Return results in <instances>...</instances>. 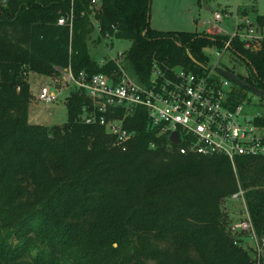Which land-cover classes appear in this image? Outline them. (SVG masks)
<instances>
[{"label":"trees","instance_id":"1","mask_svg":"<svg viewBox=\"0 0 264 264\" xmlns=\"http://www.w3.org/2000/svg\"><path fill=\"white\" fill-rule=\"evenodd\" d=\"M149 10L150 0H0V264H264V247L257 261L242 235L228 230L222 209L225 196L243 189L264 238V155L232 163L222 154L181 153L141 105L123 118L130 136L122 149L103 125L82 119L91 100L76 86L62 124L29 121L30 72L116 76L115 59L93 58L89 40L129 39L119 63L146 83L154 59L163 70L205 73L207 50L230 38L153 28ZM237 13L264 29V15ZM226 51L248 74L220 59L217 66L264 95V38L252 49L233 36ZM231 81V103L250 102L249 89ZM107 116L120 118L123 108ZM256 122L264 125V114Z\"/></svg>","mask_w":264,"mask_h":264},{"label":"built area","instance_id":"2","mask_svg":"<svg viewBox=\"0 0 264 264\" xmlns=\"http://www.w3.org/2000/svg\"><path fill=\"white\" fill-rule=\"evenodd\" d=\"M99 1L91 0V5L97 6ZM229 15V12L213 11L206 31L228 33L230 38L239 36L246 47L258 49L264 38V29H260L249 15L236 13L233 30L227 32L220 23ZM71 18L70 14L67 21L70 26ZM57 22L63 24L66 19L61 16ZM229 40L216 50V61L203 74L180 66L163 70L159 61L154 59L148 81L141 83L120 65L118 58H114L118 64L114 78L102 73L87 78L83 72L74 77L69 68L64 69V73L74 80L76 87L83 88L91 100L90 108H83L82 119L103 125L122 149L130 136L123 118L134 106L141 105L146 108L151 126L158 127L159 133H178L179 152L222 154L233 163L237 156L264 155V125L256 122L258 114L248 113L244 102L231 103L232 81L217 71V60L226 52ZM56 85L58 83L54 82L55 90L47 84L42 85L36 93L37 100L47 105L54 103L60 92V86ZM118 106L123 108V116L108 117L107 112ZM243 193V189H239L232 197L241 198L245 204ZM245 209V216L234 223L238 232L233 234L247 233L253 248L252 256L259 261L264 238L255 233Z\"/></svg>","mask_w":264,"mask_h":264},{"label":"rangeland","instance_id":"3","mask_svg":"<svg viewBox=\"0 0 264 264\" xmlns=\"http://www.w3.org/2000/svg\"><path fill=\"white\" fill-rule=\"evenodd\" d=\"M241 9H246L252 16L253 13L264 15V0H150L149 21L151 27L159 30L206 31L205 27H208L209 21L213 18V11L218 10L222 13L226 11L230 15L226 16L220 25L227 32H232L234 16ZM97 31L98 26L96 25L95 32L92 34L93 37L96 36ZM208 33H217V30ZM111 41L109 38L96 43L89 40L88 46L91 56L98 61L108 58H118L122 61L123 56L119 52L124 54L130 47L131 41L129 39H113ZM216 50H207L212 63L217 58ZM220 61L224 62L226 66L234 67L236 72L244 75L248 74V68L245 64L227 51L220 58ZM121 64L125 67L123 63ZM129 73L132 74V71L129 70ZM28 81L33 95L30 106L32 112L36 114L35 116L32 114L33 117L30 122L62 124L66 120L65 97L75 87L74 80L70 76H66L63 70L60 74L54 76L30 72ZM54 82L60 86L58 88L60 92L58 99L55 101L58 103V107L51 113L47 107L52 106V108H55L56 103L49 105L41 103L37 100L36 93L42 85L46 84L49 85L51 90H55ZM249 101L245 104H247V111L250 115L264 114V103L259 98L252 96ZM205 168L208 169V166ZM222 207L223 219L227 222L228 230L231 233L238 232V229L234 227V223L245 216L246 204L241 198L230 195L225 196ZM240 235H242V240L246 241L247 245L252 246L247 233H241ZM150 264H154V262H150Z\"/></svg>","mask_w":264,"mask_h":264},{"label":"water","instance_id":"4","mask_svg":"<svg viewBox=\"0 0 264 264\" xmlns=\"http://www.w3.org/2000/svg\"><path fill=\"white\" fill-rule=\"evenodd\" d=\"M66 69H68V68H66ZM217 70L221 74L230 78L231 80L246 86L249 89V92H248L249 97H252V96L254 98H263L264 97L262 89H259L253 85L247 84L245 81H243L241 78H239L233 71H228L227 69H225L221 66H217ZM167 138H168L169 142H171L173 144H177L178 140H179L178 133L175 131L172 132L171 134H169Z\"/></svg>","mask_w":264,"mask_h":264},{"label":"crops","instance_id":"5","mask_svg":"<svg viewBox=\"0 0 264 264\" xmlns=\"http://www.w3.org/2000/svg\"><path fill=\"white\" fill-rule=\"evenodd\" d=\"M51 78V77H50ZM56 104L54 105L55 106V108H52V106H50V107H47V109L49 110V111H51V113H52V111H54L58 106V103L57 102H55ZM65 103V102H64ZM65 108H66V105H65ZM50 113V114H51ZM32 114H34V112H32V110H31V106L29 105V121L30 120H32L31 118L33 117V115ZM36 114H34V116H35ZM32 122H34V121H32ZM43 124H46V123H43ZM48 124V123H47Z\"/></svg>","mask_w":264,"mask_h":264},{"label":"bare ground","instance_id":"6","mask_svg":"<svg viewBox=\"0 0 264 264\" xmlns=\"http://www.w3.org/2000/svg\"><path fill=\"white\" fill-rule=\"evenodd\" d=\"M117 56H119V55H117ZM104 63V62H103ZM175 145H177V144H175Z\"/></svg>","mask_w":264,"mask_h":264}]
</instances>
